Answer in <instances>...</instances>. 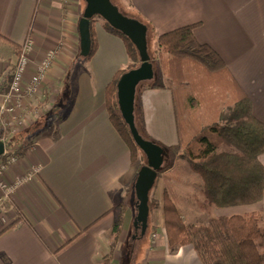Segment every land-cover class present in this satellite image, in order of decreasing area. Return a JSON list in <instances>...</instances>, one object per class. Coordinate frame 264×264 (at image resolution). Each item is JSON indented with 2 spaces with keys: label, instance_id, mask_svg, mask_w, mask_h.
Wrapping results in <instances>:
<instances>
[{
  "label": "crops",
  "instance_id": "crops-1",
  "mask_svg": "<svg viewBox=\"0 0 264 264\" xmlns=\"http://www.w3.org/2000/svg\"><path fill=\"white\" fill-rule=\"evenodd\" d=\"M125 1L130 16L150 24L152 51L157 36L194 25L196 40L218 54L264 124V0ZM82 10L83 0H0V93L11 79L4 74H12L18 49L30 39L33 65L49 49L58 54L39 86L36 107L43 111L23 130L56 103L66 110L65 118L38 133L26 155L4 174L8 183L30 177L0 207V232L21 215L0 235V264H102L106 257L108 264H201L189 245L169 251L160 208L148 214L145 229L134 224L138 170L105 106L106 86L130 61L121 39L99 18L93 19L95 54L89 61L80 55ZM162 86L143 90L140 85L135 108L150 138L169 147L178 142L177 124L172 90ZM259 161L264 167V154ZM122 206L123 224L112 248V227ZM251 212L264 215L261 207Z\"/></svg>",
  "mask_w": 264,
  "mask_h": 264
},
{
  "label": "trees",
  "instance_id": "trees-1",
  "mask_svg": "<svg viewBox=\"0 0 264 264\" xmlns=\"http://www.w3.org/2000/svg\"><path fill=\"white\" fill-rule=\"evenodd\" d=\"M111 1L124 15L130 16ZM141 22L147 27V51L154 70L153 81L143 83V90L162 88L158 81L161 75L165 74L177 88L187 87L194 81L197 86L199 81L200 84L210 87L219 85L220 91L228 97L223 104L225 109L220 108L212 122L202 126L185 140L177 115L176 96L171 89L177 124V144L166 148L155 143L142 125L141 112L134 107L135 125L139 134L159 145L163 152L168 150L172 158L175 156L187 162L188 168L200 179L199 194L202 200L199 207L202 210L260 202L264 195V167L259 161V156L264 154V124L254 117L251 101L232 78L218 54L207 44L196 40L193 34L194 25L157 36L156 48L150 51L153 31L150 24ZM102 25L108 33L121 39L130 61L124 69L115 73L106 86L105 106L110 123L129 150L131 164L139 171L140 167L146 165V159L119 114L116 85L121 75L138 66L140 60L135 46L126 36L105 21H102ZM89 34V53L83 57L86 61L92 58L97 49L93 19L89 23ZM19 50L20 48L18 53ZM65 111L61 104H54L44 116L31 124L30 128L10 134L6 146L13 147L17 157H24L30 148L25 142L40 132L52 129L65 118ZM163 159L167 163L164 154ZM163 170L161 168L157 172L151 190ZM165 179L168 180L166 177ZM151 190L148 201L149 214L156 207V203L150 200ZM124 211L125 206L120 207V215L112 227V248L121 231ZM162 212L170 252L189 245L201 264H264V219L261 213L211 216L206 223L185 224L177 202L167 190L163 191ZM20 221L21 215L18 213L0 235L13 229ZM108 263L109 258L106 257L102 264Z\"/></svg>",
  "mask_w": 264,
  "mask_h": 264
},
{
  "label": "rangeland",
  "instance_id": "rangeland-1",
  "mask_svg": "<svg viewBox=\"0 0 264 264\" xmlns=\"http://www.w3.org/2000/svg\"><path fill=\"white\" fill-rule=\"evenodd\" d=\"M113 1L120 7L123 12L128 14L125 0ZM150 51H152L151 46ZM10 76L11 70H8L7 73L4 74L3 79H10ZM189 80L190 79H188V81ZM158 82L160 84L169 86L174 91V95L176 96L175 98L177 115L179 118L180 126L182 128V134L184 133L185 140H187L195 131H198L199 128L212 122V120H214L217 113L219 112L220 108L221 110L225 109L223 104L225 103V101H227L228 96H225L220 91L219 85H212V87H210L207 85H202L198 81V84L196 86L194 84V81L191 84L189 83L187 87L177 88L176 84L172 82L165 74L161 75V78ZM185 95H187V97H185ZM34 137L28 139L25 144H29V146H31L34 143ZM153 139L152 140L155 143L166 148L168 147L166 142H160L155 138ZM164 157L165 159H167V163H163L162 168L164 170L160 172L157 182L150 192V200L156 203V207L152 210V212L160 208L162 213V219V197L163 191L165 190H167L170 193V196L177 202V205L181 212V218L185 224L206 223V221L211 216H231L235 214L251 213V211L259 210L260 207L264 212V197L260 202L253 205L231 206L224 208L211 207L208 210H202L199 207V202L202 200V197L199 194V177L188 168L187 162L185 160L179 159L175 156L174 158H172V155L168 150H165ZM165 177L168 178V180H166ZM127 206L128 217L130 215L131 207L129 199ZM262 216L264 219L263 214ZM131 223L132 221H130V223H127L125 225V228H130ZM132 233H129L128 239H130V234ZM139 234L140 232L137 230V232H135V235L138 236ZM144 241H146V238L144 239ZM131 244H133L134 248L136 247V243ZM132 254H134V249ZM116 264L128 263L127 261L123 260L122 263L116 261Z\"/></svg>",
  "mask_w": 264,
  "mask_h": 264
},
{
  "label": "water",
  "instance_id": "water-1",
  "mask_svg": "<svg viewBox=\"0 0 264 264\" xmlns=\"http://www.w3.org/2000/svg\"><path fill=\"white\" fill-rule=\"evenodd\" d=\"M82 15L78 23L80 55L86 57L90 48L89 23L96 16L121 32L135 46L140 63L135 68L123 73L116 85V100L119 114L128 126L131 137L146 159V165L140 167L135 182L137 213L134 224L146 228L148 220L149 191L157 172L161 170L164 159L163 149L144 139L138 132L134 119L135 97L138 87L154 79L153 65L147 51V27L138 19L124 15L111 0H83ZM4 144L0 142V156Z\"/></svg>",
  "mask_w": 264,
  "mask_h": 264
},
{
  "label": "built area",
  "instance_id": "built-area-1",
  "mask_svg": "<svg viewBox=\"0 0 264 264\" xmlns=\"http://www.w3.org/2000/svg\"><path fill=\"white\" fill-rule=\"evenodd\" d=\"M32 50L33 42L27 39L20 47L9 87L5 93H0V142L4 144L0 157V207L5 202H10L18 189L29 180L30 175H23L9 183L4 180L5 172L18 159L14 148L7 147L6 144L10 134L22 131L34 114L43 111L36 107L42 95L39 86L45 81L58 54V49H49L33 65L30 60ZM32 65L33 71H30Z\"/></svg>",
  "mask_w": 264,
  "mask_h": 264
}]
</instances>
